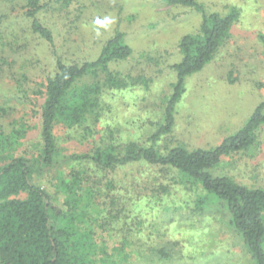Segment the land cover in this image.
I'll use <instances>...</instances> for the list:
<instances>
[{
    "label": "trees",
    "instance_id": "obj_1",
    "mask_svg": "<svg viewBox=\"0 0 264 264\" xmlns=\"http://www.w3.org/2000/svg\"><path fill=\"white\" fill-rule=\"evenodd\" d=\"M90 1L0 0V75L15 62L13 55L28 49L32 39L47 49L53 64L51 73L40 80L26 73L21 78L16 72L11 75L18 87L16 93L26 94L21 100L32 111L30 119L21 116L5 123L1 119L11 111L0 104V264H110L112 253L97 234L108 232L113 219L125 211L115 209L122 196L112 192L123 188L118 187L121 180L116 174L131 167H142L140 176L148 181H138V175L131 172L130 186L148 197L166 195L177 185L181 190L222 199L229 223L241 237L252 264H264V188H249L211 170L224 157L253 145L255 131L264 122V100L238 131L214 147L158 145L161 136L173 132L185 78L200 71L229 39L239 9L230 6L220 14L208 12L199 0H157L200 12L201 21L196 31L179 40L180 60L170 66L175 80L162 107L161 121L142 143L121 141L113 125L104 124L101 97L105 90L125 89L135 83L146 86L143 77L124 76L111 68L113 62L128 58L132 52L124 33L115 27L101 41L94 58L80 61L70 59L64 47L55 42L56 36H61L64 46L71 40L76 19H83ZM259 38L264 47V35ZM58 127L65 128L68 136L77 134L89 141V151L64 155L56 134ZM32 128L38 131L36 142L32 150L24 152L21 146ZM67 160L81 168H70L65 174L62 165ZM45 174L56 178V188L64 193L62 206L40 185ZM178 245L179 241H168L143 255L170 260ZM126 247L123 242L115 253L124 252Z\"/></svg>",
    "mask_w": 264,
    "mask_h": 264
},
{
    "label": "rangeland",
    "instance_id": "obj_2",
    "mask_svg": "<svg viewBox=\"0 0 264 264\" xmlns=\"http://www.w3.org/2000/svg\"><path fill=\"white\" fill-rule=\"evenodd\" d=\"M199 1L208 12L225 14L230 6H235L240 14L230 29L229 39L213 58L200 71L185 78V91L175 108L173 132L158 141L162 148L177 143L188 148L214 147L238 131L264 100V47L259 38L264 35V0ZM76 20L71 40L65 46L61 44V36L55 37V42L64 47V53L72 60L94 58L101 41L115 27L124 33L132 52L128 58L113 62L111 68L124 76L143 77L146 86L135 83L125 89L105 90L101 97L104 124L113 125L121 141L145 143L161 121L162 107L175 80L170 66L180 60L179 40L196 31L201 13L157 0H91L83 19ZM13 57V65H8L0 75V104L11 111L1 119L5 123L21 116L28 120L32 114L28 104L21 100L26 94L16 93L18 87L11 75L16 72L21 78L26 73L31 79L36 76L40 80L53 69L50 54L35 39L27 50ZM97 127L101 129L100 125ZM37 132L33 128L28 132L21 146L24 152L34 147ZM56 134L64 155L84 153L91 147L89 141L79 139L77 134L68 136L65 128L58 127ZM62 167L65 174L70 168H81L73 160H67ZM211 170L214 174L229 175L249 188H264V122L257 127L249 149L224 157ZM141 171L142 167L122 168L116 174L121 180L118 187L123 188L112 192L122 196L115 209L125 211L113 219L108 232L97 234V239L105 241L112 253L110 264H252L241 237L229 223L222 199L181 190L171 182L172 188L166 195L148 197L130 186L131 172L138 175V181H148L140 176ZM40 179V185L62 206L64 193L56 188V178L45 174ZM98 200L101 201L99 195ZM173 240L179 241V245L172 259L144 256L152 247ZM123 242L126 250L115 253Z\"/></svg>",
    "mask_w": 264,
    "mask_h": 264
}]
</instances>
